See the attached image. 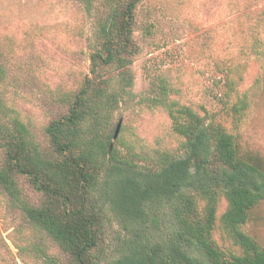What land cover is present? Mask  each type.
<instances>
[{
  "label": "trees",
  "instance_id": "trees-1",
  "mask_svg": "<svg viewBox=\"0 0 264 264\" xmlns=\"http://www.w3.org/2000/svg\"><path fill=\"white\" fill-rule=\"evenodd\" d=\"M141 2L81 0L95 17L88 74L59 96L65 111L45 127L41 151L0 107V195L40 233L15 248L37 264H264V246L243 231L264 202V160L240 145L250 108L248 91H237L243 65L215 64L217 113L172 100L161 84L150 102L181 139L177 153L109 151L112 77L124 95Z\"/></svg>",
  "mask_w": 264,
  "mask_h": 264
},
{
  "label": "rangeland",
  "instance_id": "rangeland-1",
  "mask_svg": "<svg viewBox=\"0 0 264 264\" xmlns=\"http://www.w3.org/2000/svg\"><path fill=\"white\" fill-rule=\"evenodd\" d=\"M135 21L138 51L124 95L112 77L119 105L109 114L110 135L120 121L112 148L124 155L177 153L181 139L150 99L162 84L172 100L220 112L223 77L215 64L240 63L237 91H248L250 101L240 145L264 160V0H142ZM94 23L81 0H0V107L26 128L38 151L47 145L49 121L65 111L59 96L76 91L88 74ZM243 231L264 246V202ZM38 232L0 195V264H37L15 247L33 243Z\"/></svg>",
  "mask_w": 264,
  "mask_h": 264
},
{
  "label": "water",
  "instance_id": "water-1",
  "mask_svg": "<svg viewBox=\"0 0 264 264\" xmlns=\"http://www.w3.org/2000/svg\"><path fill=\"white\" fill-rule=\"evenodd\" d=\"M119 129H120V121L116 125L115 131H114L113 136H112V142L117 139V136H118V133H119ZM112 142L109 145V151L112 149V146H113Z\"/></svg>",
  "mask_w": 264,
  "mask_h": 264
}]
</instances>
